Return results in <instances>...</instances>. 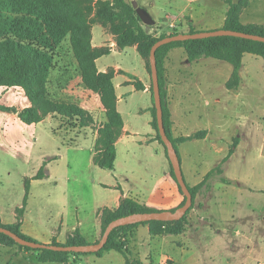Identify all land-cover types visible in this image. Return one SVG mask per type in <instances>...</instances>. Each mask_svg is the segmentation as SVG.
<instances>
[{"label":"rangeland","instance_id":"1","mask_svg":"<svg viewBox=\"0 0 264 264\" xmlns=\"http://www.w3.org/2000/svg\"><path fill=\"white\" fill-rule=\"evenodd\" d=\"M136 1L156 20L152 25L154 28L144 24L158 37L178 29L187 32V19L191 14L198 18L197 29H216L221 25L227 7L225 0ZM248 11L250 21L264 22V0H250ZM247 17L244 16L243 20L246 21ZM97 27L101 29L102 25L97 24ZM107 29L111 33L110 28ZM104 59L110 64L136 69L143 67L145 61L133 47L115 51ZM188 62L190 65L187 66L184 56L177 61L192 72V82L199 83L196 87L193 85L194 90L198 89L197 94H192L181 105L183 110L190 111L187 132L210 128L212 136L208 140L178 144L179 153L182 155L186 151L198 175L203 176L220 164L232 143L237 141L233 154L223 164V175L231 182L224 183L219 176L213 177L210 191L197 196L195 208L203 211L201 230H198L200 225L195 228L196 223H190L195 219L194 211H191L183 235L151 236L145 229L147 224H141L131 238L129 248L144 264H264V59L245 54L240 85L230 90L225 81L231 78V63L214 57ZM206 64L220 65V73L212 66L209 69L203 67ZM77 70L76 58L66 41L56 52L48 84L50 96L58 101L79 104L87 96L91 101L89 107L99 122L102 114L98 95L85 91L78 82ZM73 90L84 95L74 94ZM23 127L26 131L19 129L16 120H10L7 125L0 124V139L4 142L0 146V209L4 217H12L14 210L23 203L25 172H32L39 162L45 163L47 173L48 170L51 173L30 185L26 212L27 223L40 233L59 227L64 232L71 231L73 225L79 226L81 222L79 231L84 230L91 237L102 217V214L99 216L101 206L109 203L117 193L113 191L115 176L125 190L149 193L157 178L153 176L160 175L158 162L140 164L135 154L142 153V150L135 146L128 149L121 145L115 170L103 168L91 157L96 151V142L92 146L93 137L69 129L70 124L64 123L59 116L45 117L40 123ZM33 127L37 139L28 136ZM80 142L86 150L77 148L76 144ZM32 148L34 157L28 164L23 157L27 158ZM200 201L202 205H199ZM62 240L65 242L64 236ZM40 253L12 243H0V264H62L42 262ZM82 262L91 264L86 256H82ZM71 263L78 264L73 258L68 264ZM98 264L126 263L120 252L111 250Z\"/></svg>","mask_w":264,"mask_h":264},{"label":"trees","instance_id":"2","mask_svg":"<svg viewBox=\"0 0 264 264\" xmlns=\"http://www.w3.org/2000/svg\"><path fill=\"white\" fill-rule=\"evenodd\" d=\"M0 0V87H21L31 101V106L23 108L19 117L27 124L38 123L48 114L59 116L64 123L80 127L91 125L95 122L92 113L79 103L58 101L50 96L49 80L51 70L55 65V56L60 44L69 37L72 52L78 63V69L85 87L96 92L104 106L105 120L98 130L94 155L95 163L106 169H114L117 155L116 142L123 131L124 120L117 107L118 97L113 82L115 70L100 71L96 60L110 52L109 47L96 48L92 44V26L100 23L115 36L120 48L136 45L138 52L145 59L147 68L151 73L150 51L154 43L168 35L184 32L174 30L161 36L150 32L142 22L132 1L128 0ZM229 8L226 12L222 28L248 33L264 35V25L249 23L240 20V14L248 3L247 0H226ZM154 28V26H148ZM197 30L193 25L187 32ZM176 47H183L190 62L202 57H214L225 60L233 65V72L228 81V87H237L241 82L240 71L246 53L261 56L264 59V42L245 39L235 36H214L185 41H173L157 49V65L162 96L163 118L166 132L173 141L178 154V144L189 139L199 137L206 131L202 130L190 136L175 137L173 134L172 114L168 102L166 59L169 52ZM137 89H144L145 85L133 76ZM153 99L152 125L159 142L167 148L161 138L158 128L157 111L154 105L153 85L150 87ZM1 110H15L14 107L0 104ZM237 141L232 143L228 155L214 168H212L196 185L188 184L193 195V205L186 215L177 221H148L115 228L105 244L97 252H69L56 251L46 248H31L17 243L9 235L0 232V243H12L28 250L41 252L39 260L42 262H57L68 264L73 258L83 255L103 256L106 252L116 250L120 252L126 264H144L134 256L129 248V242L135 234V228L141 224L149 225V232L153 236L182 234L186 229L188 215L196 205L199 193L210 191L211 180L219 176L224 183L231 181L226 178L223 164L233 154ZM180 157V155H179ZM169 160V158H168ZM170 163V173L176 176ZM45 177V163L41 166L35 178ZM178 183V182H177ZM179 185V183H178ZM180 187V185H179ZM181 189V187H180ZM30 195V181L26 180L25 195L22 206L16 208L17 221L11 224H2L25 239L32 240L21 231L22 219ZM186 197L184 198V204ZM158 209L141 203L131 197L124 198L117 208H105L102 211V234L107 225L114 219L135 212L156 211ZM99 241V240H97ZM96 241V242H97ZM53 244L77 245L89 243L87 239L76 231L66 243L53 240ZM150 264H154L151 262Z\"/></svg>","mask_w":264,"mask_h":264},{"label":"crops","instance_id":"3","mask_svg":"<svg viewBox=\"0 0 264 264\" xmlns=\"http://www.w3.org/2000/svg\"><path fill=\"white\" fill-rule=\"evenodd\" d=\"M193 1L194 0H190V2H193ZM234 1H238V0H234ZM247 1H248L247 5L243 7L241 14H240V20L242 21V23L244 24L256 23V24L264 25V22L250 21V13L248 11V8L250 6V0H247ZM225 3L227 4V7L224 10V14L222 16L221 25L216 27V29L222 28L224 25L226 12L229 8V4L227 2ZM189 16L190 17L187 19L188 24L186 25L189 26V28H190V25H193L195 27V23L198 21V18H196L192 14ZM244 16L245 17L248 16L246 21L243 20ZM97 24H100V23H95L92 26L93 46H95L96 48L104 47V46L110 48V52L108 54H104L96 60L97 67L100 71H103V72L108 71L110 68H114L115 74H114L113 82H114L116 94L118 97L117 107H118L119 112L122 114V117L124 120L122 134L120 135V137L118 138L116 142L117 155H116V160H115V166H114V169H112L111 171H114L117 165V156H118L119 148L121 145H123L125 148H128V149L133 148V146H135L138 150H142V153L135 154V156L138 158V161L140 162L141 165H143V163H144L143 166H145L146 164H150L149 161H151V163L158 162L160 164V169H161L159 176L157 174L153 176L157 178L155 179V183L152 186V188H150L149 193H139L136 191L133 192V191L125 190L123 186L119 184L118 176H115L116 184H113L114 185L113 191L117 193H115V195L113 196V198L110 200L109 203L101 206V209L99 210V216L101 217L102 210L104 208H109V209L117 208L120 205L121 201L126 197H131L141 203H144L150 207H154L158 210L175 209L181 205V203L183 202L185 198V195L180 189L176 180L172 177L170 173V163L166 156L165 147L157 139L156 137L157 132L152 125L151 108L153 106V99H152V93L150 90V87L152 85V76L147 68L146 61L143 62V67H140L139 69H136L131 66H123L120 64H116V65L110 64L106 59H104L106 55H110L111 53L118 51V50L122 52L123 50L128 49L130 47L135 48L137 51L138 49L136 45L127 46L125 48H120L117 45L116 40L113 38V34L109 33L107 31L108 29L102 24H101L102 25L101 29H99V27H97ZM188 30H185V31H188ZM209 30H212V29H209ZM108 40H111V42H108ZM66 41H68V43L70 44V39L69 37H67L60 44L59 47H61V45ZM183 56L185 58V61L188 63L186 65L187 66L190 65L187 60L188 59L187 53L183 47L173 48L169 52V55L166 59L168 102H169V107H170L171 114H172L173 134L175 137L190 136L199 131L205 130L206 132L202 134L201 136L195 137L189 140H198V139L208 140L212 136V130L210 128H205L202 130H194L193 132H187L188 125L190 123L189 122L190 111L188 109L183 110L181 105L185 103V101L188 100V97H190L192 94H197L196 91L198 89L194 90L193 85L196 87V84H198L199 82L198 81L192 82L191 80L192 72L189 70V68L185 69L180 64L177 63V61L180 58L183 59ZM77 66H78V63H77ZM211 66L215 68L214 70L217 69L216 70L217 73H220V67H221L220 65L215 66L214 64H211V65L206 64L203 67L209 69L211 68ZM52 70H51V73H52ZM77 73H78L77 74L78 82H80L83 85V87L85 88V91L87 93L91 92V93H95L98 95V102H99V106H101L100 112L102 114V117L100 121L98 122L96 115L92 112V110L89 107L91 101L87 99V96L86 98L83 97V99L80 102V105L92 113V115L94 116L95 122L91 125L84 126V127H80L78 125H72L71 127H69V129H73L74 131L77 130L79 134H83L85 137L92 136L93 137L92 146H95V142L98 138V130L102 126L103 121L105 120L104 106L100 100L99 94L96 92H93L92 90L84 86L82 82V76H81L79 69L77 70ZM133 76L137 77L140 81H142V83H144L145 85L144 89L136 88L134 84V79L132 78ZM229 79L225 81V86L228 90H230V88L227 85ZM213 87L214 86H212V88ZM73 91H74V94H80L81 96L84 95L80 91L78 92L77 90H73ZM199 92L203 93L202 90H200V88H199ZM211 94L212 96H214L213 92H211ZM216 99L218 101L220 100L219 97H216ZM0 104L5 105V106H10V107H16V110H10V111L0 109V124L7 125L10 120H16L19 126V129L21 131H26V127H23V125H27V123H25L24 121L20 119L19 112H20V109L22 110L25 107L31 106V101L26 95L24 89L18 86L16 87L1 86L0 87ZM45 117H56V116L48 114ZM33 128L34 129L30 128V131L28 132V136L30 134L32 136V139H37V135H35L34 133L36 128L35 127ZM187 141L179 143V145L184 144ZM3 144L4 142L0 139V146H3ZM76 145H78L77 148H79L80 150L87 149L85 145L81 144V142L79 144L77 143ZM95 153L96 151H93V153L91 154L92 158L94 157ZM179 155H180L181 165H182L185 179L187 183H189L190 185L193 186L201 182L204 176L210 171L208 170L203 174V176H199L198 170L196 169L195 165H193V163H191V161L189 160L188 153L185 151L182 155L181 153H179ZM227 155L223 156L222 160ZM33 157L34 155H33V148H32L28 152L27 158L24 156L23 159H26V163L29 164V161L33 160ZM42 165H44V163L39 162L32 172L26 171L25 175L23 174L25 176V180L29 179L30 185L34 184L36 180H42L46 178L47 175L51 173L50 170H48V173H47L46 164H45V177L41 179L35 178L36 174L38 173ZM127 180H129V177H127ZM28 203H29V199H28ZM199 205H202L201 201L199 202ZM27 206H26V210L24 212V216L22 219L21 231L31 238L40 240L44 243H51L53 240H56L59 243H66L69 237L75 234L76 230L79 231L81 222H79L78 224L79 226L73 225L71 231L64 232L62 227H59L58 230L53 229L50 232L40 233L34 230L27 223V218H26ZM0 210H1L0 223L11 224L17 221L16 209L14 210V212L12 213V217L10 218L4 217L3 216L4 214H2L3 210L2 209ZM199 210L200 208L196 209L195 207L191 210L192 212L194 211L195 219L194 221L193 220L190 221V223H193V222L196 223L195 228L196 226L198 227L200 225L198 227V230H201V225H202L201 221L204 222V220H203V213H202L203 211L200 212L202 209L200 211ZM188 222L189 221H187L186 225H188ZM139 226L135 228V233H137V230L140 228ZM145 229L149 231V225H147ZM79 232L81 235H83L87 239L89 243L96 242L97 240L100 239L102 235V219L99 220L98 227H95L94 232L91 235V237H89L88 233H86V231L84 230H81ZM181 235H183V233ZM62 236H64L65 242H63L62 240ZM161 236L165 237L166 235H161ZM83 256H86L87 261L91 264H98L99 260L103 258V256L99 257L93 254L83 255ZM73 260L75 263L83 264L82 256L77 257L76 259H73Z\"/></svg>","mask_w":264,"mask_h":264},{"label":"water","instance_id":"4","mask_svg":"<svg viewBox=\"0 0 264 264\" xmlns=\"http://www.w3.org/2000/svg\"><path fill=\"white\" fill-rule=\"evenodd\" d=\"M132 5L136 9V12L143 23L149 26H152L156 23V20L154 19L152 14L145 7L139 5L138 1L132 0ZM214 36H235V37H241L245 39L264 42V35L248 33L245 31L219 28L213 30H200L194 33L181 32L173 35H168L164 38L157 40L152 46L150 51V66H151V76H152V85H153V93H154V105L157 111L159 133L167 148L168 158L172 164L177 182L179 183L181 190L186 197L184 204L178 206L175 209H164V210H156V211H148V212H135L125 216L118 217L112 220L107 225L99 241L93 243H87V244L59 245L53 243H44V242L28 240L23 238L19 234L15 233L11 229L2 225H0V232L9 235L17 243L24 246H29L31 248H46L56 251H69V252H97L105 246L111 232L117 227L140 223V222L154 221V220L177 221L182 219L186 215L187 211L193 205V195L185 179L178 151L173 141L168 136L164 125L162 96H161V89L159 82L156 52L157 49L162 45H165L173 41H185L189 39H201V38L214 37Z\"/></svg>","mask_w":264,"mask_h":264},{"label":"built area","instance_id":"5","mask_svg":"<svg viewBox=\"0 0 264 264\" xmlns=\"http://www.w3.org/2000/svg\"><path fill=\"white\" fill-rule=\"evenodd\" d=\"M257 264H263V263H257Z\"/></svg>","mask_w":264,"mask_h":264}]
</instances>
